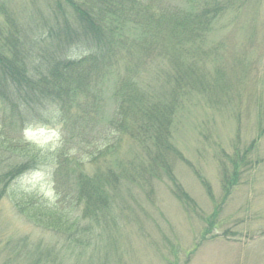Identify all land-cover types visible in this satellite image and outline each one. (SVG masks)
I'll return each mask as SVG.
<instances>
[{"label":"trees","instance_id":"obj_1","mask_svg":"<svg viewBox=\"0 0 264 264\" xmlns=\"http://www.w3.org/2000/svg\"><path fill=\"white\" fill-rule=\"evenodd\" d=\"M45 2L48 15L34 28L0 4V201L8 198L16 213L57 240L31 243L25 237L7 244L3 264H99L90 249L93 237L103 227L138 222L146 208L160 213L153 196L161 183L198 215L174 170L178 163L200 173L175 146L173 131L199 95L213 111L231 109L238 131L244 111L255 115L254 136L237 138L230 154L219 151L220 212L241 176L262 164L254 154L264 137V90L252 78L255 63L245 59L256 48L251 40L233 57L223 52V41L209 37L219 19L256 0ZM105 89L114 104L107 120ZM32 126L58 129L61 149L77 144L76 156L85 159L68 157L71 148L57 151L54 203L12 189L44 163L23 138ZM217 215L215 210L206 220V234Z\"/></svg>","mask_w":264,"mask_h":264},{"label":"rangeland","instance_id":"obj_2","mask_svg":"<svg viewBox=\"0 0 264 264\" xmlns=\"http://www.w3.org/2000/svg\"><path fill=\"white\" fill-rule=\"evenodd\" d=\"M5 1L9 3H5ZM256 6L248 3L244 9L232 16L228 13L218 20L215 32L209 37L212 42L223 41V52L231 56L239 53L240 47L256 46L245 57L249 65H254L253 79L264 90V0H256ZM7 4L11 13H18L20 20L27 17L33 28L41 24L42 17L48 15L45 0H0ZM23 15L21 16V14ZM231 19H236L231 21ZM254 24L251 32L248 29ZM255 40V41H253ZM231 59V58H230ZM214 62H209L212 68ZM256 66V67H255ZM259 71V72H258ZM256 72V73H255ZM107 88L112 84L107 82ZM199 104H191L182 112L181 122L173 131V142L184 158L196 168L200 176L183 164H176L175 175L185 192L196 204L197 214L184 208L170 193L166 183L158 184L153 201L157 202L160 213L151 212L145 205V214L138 222L121 227L104 228L99 238L92 239L91 250L98 255L99 264H264V137L260 141L255 157L262 164L241 176L239 183L219 212L217 205L222 199L221 176L218 171L220 149L230 154L240 138L245 142L255 134V115L244 111L240 117L243 127L238 126L231 109L213 111L206 106L201 95L196 96ZM111 91L105 89V119L113 113L114 104ZM245 109V108H244ZM23 138L44 160L37 171L25 174L12 184L20 196L39 198L54 203L52 175L62 148L61 135L53 127L32 126L23 133ZM70 143L61 150L70 149L68 157H77L79 146ZM99 147V144L97 145ZM127 146H123V149ZM93 148L90 149V152ZM126 154V150L124 151ZM84 160L82 157H77ZM90 171V167L86 168ZM208 185L212 197L205 187ZM24 194V195H22ZM142 204V201H141ZM217 210L215 227L206 234V221ZM195 211V212H196ZM152 214L156 221H151ZM205 219V221H204ZM28 237L33 243L40 238L56 243L57 237L35 228L23 216L16 213L8 198L0 201V264L7 256L1 250L7 244ZM90 250V251H91ZM15 254H12L13 258ZM69 262L75 256H67ZM87 254L82 256L86 259Z\"/></svg>","mask_w":264,"mask_h":264}]
</instances>
